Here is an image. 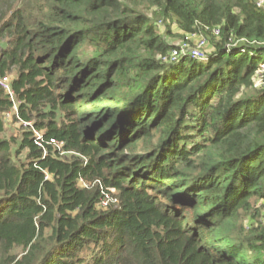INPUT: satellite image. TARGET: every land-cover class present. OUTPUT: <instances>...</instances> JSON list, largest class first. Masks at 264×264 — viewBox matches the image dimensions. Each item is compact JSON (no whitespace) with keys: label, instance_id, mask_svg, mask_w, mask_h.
I'll list each match as a JSON object with an SVG mask.
<instances>
[{"label":"trees","instance_id":"16d2710c","mask_svg":"<svg viewBox=\"0 0 264 264\" xmlns=\"http://www.w3.org/2000/svg\"><path fill=\"white\" fill-rule=\"evenodd\" d=\"M0 42V264H264L257 0H0Z\"/></svg>","mask_w":264,"mask_h":264},{"label":"built area","instance_id":"2783aa9c","mask_svg":"<svg viewBox=\"0 0 264 264\" xmlns=\"http://www.w3.org/2000/svg\"><path fill=\"white\" fill-rule=\"evenodd\" d=\"M257 5L258 6H264V0H257ZM205 30L206 31L211 30L214 33V35H216V36L220 35V28L211 29L210 27L206 26ZM201 36H202V38L199 40V42H196L194 44L192 42H190L188 38L185 41L181 42L179 47L175 48L172 51L173 58H175L176 56H180L181 54L182 55H189L192 58H203L205 55L204 49L207 47L208 39L205 35L201 34ZM260 71L264 72V63L261 65ZM0 86L5 90V92L7 94H9V96L12 99H14V90L12 88L11 77L9 75L0 78ZM15 113L18 116L16 105H15ZM19 123L24 127L30 128L33 132V136H34L36 142L39 144V146H42V138H43L42 131L35 129L31 122L21 121V119H20ZM51 143L52 144H58V142L54 139L51 140ZM60 145H61V143L59 142V144L57 146L59 147ZM81 183L83 184L84 182L81 181ZM110 197H111V194L106 193V197L103 200L102 205L108 206ZM111 200H112V198H111Z\"/></svg>","mask_w":264,"mask_h":264},{"label":"rangeland","instance_id":"374dc122","mask_svg":"<svg viewBox=\"0 0 264 264\" xmlns=\"http://www.w3.org/2000/svg\"><path fill=\"white\" fill-rule=\"evenodd\" d=\"M168 23H170L172 25V23L170 21H168ZM159 25L163 28V23L159 21ZM172 29H173V34L172 36H168L169 37V40L172 42H175L177 44H179L181 41H185L187 38L189 39L190 42H192L193 44L196 43V42H199V40L202 38V36L200 34H196V33H183L180 28L178 27L177 24H174L172 25ZM164 33V32H163ZM162 33V34H163ZM4 45L3 42H0V49L1 47ZM256 80V84L258 86H260L261 84V77H256L255 78ZM128 81V78H122V82L123 83H126ZM93 104H88L89 107H91ZM14 114H13V110L6 113L4 115V121H5V128H6V131H5V136L6 138H9V139H13V138H16L18 139L20 137V132H21V125L19 123H17L15 120H14ZM22 157L24 158V155H22ZM260 205V203H258ZM256 210V209H255ZM256 216H259L261 217L260 215H256ZM241 222L244 224H251L253 226H256L258 224V219L254 217V219L252 218L251 215L247 216L245 218V216H242L241 218Z\"/></svg>","mask_w":264,"mask_h":264}]
</instances>
